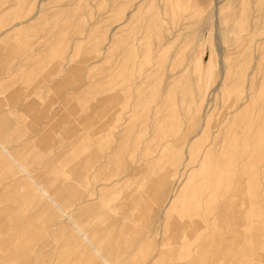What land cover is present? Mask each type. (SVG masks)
Here are the masks:
<instances>
[{
  "label": "rangeland",
  "instance_id": "rangeland-1",
  "mask_svg": "<svg viewBox=\"0 0 264 264\" xmlns=\"http://www.w3.org/2000/svg\"><path fill=\"white\" fill-rule=\"evenodd\" d=\"M0 264H264V0H0Z\"/></svg>",
  "mask_w": 264,
  "mask_h": 264
}]
</instances>
